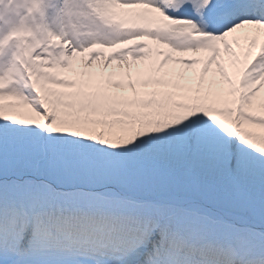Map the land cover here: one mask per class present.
I'll return each instance as SVG.
<instances>
[{
    "label": "snow or ice",
    "instance_id": "snow-or-ice-1",
    "mask_svg": "<svg viewBox=\"0 0 264 264\" xmlns=\"http://www.w3.org/2000/svg\"><path fill=\"white\" fill-rule=\"evenodd\" d=\"M143 38L210 53L198 83L94 50ZM262 40L264 0H0V264H264Z\"/></svg>",
    "mask_w": 264,
    "mask_h": 264
},
{
    "label": "rangeland",
    "instance_id": "rangeland-1",
    "mask_svg": "<svg viewBox=\"0 0 264 264\" xmlns=\"http://www.w3.org/2000/svg\"><path fill=\"white\" fill-rule=\"evenodd\" d=\"M259 49H257L256 51H252V54H254V56L257 54ZM86 56V54H85ZM107 55H105L106 57ZM83 58L79 56V54H77V62L75 64V67L77 69H80L82 68V63H81V60ZM103 59H101L100 61H97V62H94V65H93V69L92 71L94 72H99L101 70V67H102V64H103ZM176 61L174 62H171L167 65L164 66L163 69H161L160 71L161 72H164V71H168L170 69H174L176 71V73H183L184 75H186L187 77H189L191 79V82L193 84H196L198 83V80H199V76L200 74L202 73V70L204 68V64L203 63H199L198 64V69H199V73L196 75V76H193V74L196 72V68L192 67V68H187L185 65L183 64H178V63H175ZM129 63L133 65L132 67V72H131V76H132V82L133 83H136L137 84V87L140 85L139 83V79H138V76H137V69L139 68L141 70V72H143L145 70V67L148 66V65H152V64H147L146 62L144 61H136V62H132L131 59L129 58ZM156 65V67H159V64L157 63H154ZM215 66V65H214ZM226 68V66H225ZM105 71V74L109 73V72H114L115 75L113 76V81H120L122 84L125 85V89H124V93L125 95H131V89H127V83H128V69L122 65H118L115 61L113 62V64L109 65L108 66V69L107 70H104ZM209 72L212 74V76H205V84L207 85V83L209 81H212V80H215L217 82V84L221 83L220 80L216 79L217 76L216 74H218L219 76V73L216 71V66L215 68H211L209 69ZM209 73V74H210ZM59 74L61 75L62 78H69V79H73V75L70 71L68 70H61L59 72ZM196 74V73H195ZM214 75V76H213ZM220 77V76H219ZM232 77V76H230ZM238 81V80H237ZM180 83H184V81H179ZM164 90L162 88V86H157V85H154V84H149L147 86V88H142L141 87V91H152V90ZM138 90H140V88H138ZM58 91H68L67 89H60L58 88ZM227 91V89H226ZM261 103H264V95L263 96H258L256 98H254V102H253V109L258 111L257 110V106ZM259 112H263L262 114H264V111H259ZM254 131H261V132H264V130H261V129H252Z\"/></svg>",
    "mask_w": 264,
    "mask_h": 264
},
{
    "label": "bare ground",
    "instance_id": "bare-ground-1",
    "mask_svg": "<svg viewBox=\"0 0 264 264\" xmlns=\"http://www.w3.org/2000/svg\"><path fill=\"white\" fill-rule=\"evenodd\" d=\"M143 40L146 41V44L149 45V48L152 51V56L148 60L144 61L147 64H149V63L150 64H154V63H156V64L158 63L159 64L160 61H163L164 56L158 55L159 53H164L165 55L171 56L172 60L169 61V63L177 61V60H183L185 58L193 59L194 57H198L199 58V63L201 62L204 65L206 64L208 57L211 55L210 53L205 52V51H200V52H176V51H173L170 47H168L167 45H164V44L158 43V45L155 46L154 41L153 40H149L148 38H143ZM53 42L54 43H59V41H57V40H54ZM135 42H137V41H131V42H129V44H126V45H117L113 49H108V48H101V49L103 50L105 55H108V54L112 53L113 51L121 50V49H123V48H125V47H127V46H129L131 44H134ZM261 43H264V40H262ZM257 46H259V45H257ZM219 47L221 48V55L219 57V60L222 61L225 64L226 72H227L228 77L233 79L234 82H237L238 74H237L236 69L237 68H242L245 64L250 63V61H251L249 58L247 60L245 59V52L249 49V46L247 44H244V43H242L240 46L233 45V51L236 53V58L240 62L235 67L233 66V64L231 62L232 58L230 57V55L224 53L223 46L219 45ZM225 58L227 60H225ZM198 64L193 66L194 68H196V72H195L196 74L194 73L193 76H196L199 73ZM214 65L216 66V64H213V65H211L210 69L211 68H215ZM209 73H208V75L212 76V74L211 73L209 74ZM216 75H217V76H215V77H217L216 79L221 81V83H219L218 85L220 87H222L226 91L228 86L223 83V79L224 78L221 77L220 75H219L220 76L219 77L218 74H216ZM230 76H232V77H230ZM263 95H264V88H262L261 92L259 93V96H263Z\"/></svg>",
    "mask_w": 264,
    "mask_h": 264
}]
</instances>
